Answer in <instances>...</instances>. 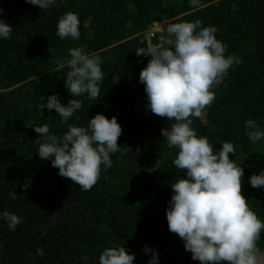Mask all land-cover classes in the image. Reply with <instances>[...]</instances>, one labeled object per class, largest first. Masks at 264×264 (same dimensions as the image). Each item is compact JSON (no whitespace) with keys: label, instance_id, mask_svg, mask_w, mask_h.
I'll list each match as a JSON object with an SVG mask.
<instances>
[{"label":"trees","instance_id":"obj_1","mask_svg":"<svg viewBox=\"0 0 264 264\" xmlns=\"http://www.w3.org/2000/svg\"><path fill=\"white\" fill-rule=\"evenodd\" d=\"M0 9V20L13 28L9 38L0 37V264H99L105 249L121 246L134 254L133 264H148L153 252L158 264H200L168 229L171 185L187 177L174 166L178 150L161 135L175 121L148 110L139 82L151 57L135 54L149 43L161 45L162 36L174 39L166 29L178 22L215 27L225 58L234 57L212 89L215 100L201 117H191L192 127L214 153L233 144L229 159L244 170L242 194L264 223V187L249 183L264 171V137L253 142L246 128L252 119L264 131V0H198L196 6L191 0H55L47 10L26 0H0ZM67 12L78 16V39L57 35ZM153 25L160 31L147 39ZM74 47L99 60L104 79L96 99L74 97L65 87ZM52 95L64 106L80 100L82 108L66 123L54 109L41 115L39 97L46 103ZM97 114L117 119L118 146L129 150L111 154L112 167L101 165L98 182L83 191L61 177L51 159H40V134L31 127L47 124L50 135L62 137L69 126L87 127ZM5 211L21 218L15 230L3 219ZM257 247L264 257V230Z\"/></svg>","mask_w":264,"mask_h":264},{"label":"clouds","instance_id":"obj_2","mask_svg":"<svg viewBox=\"0 0 264 264\" xmlns=\"http://www.w3.org/2000/svg\"><path fill=\"white\" fill-rule=\"evenodd\" d=\"M26 2L47 10L55 0ZM191 4L196 6L198 0H191ZM79 24L77 14L67 12L58 21L57 35L61 39H78ZM166 31L174 39L162 36L161 45L149 43L147 49L140 48L135 54L151 57L140 72L139 82L145 85L148 110L167 121H175L170 128L161 129V135L169 148L178 150L173 163L187 177L171 185L174 195L166 209L168 229L184 242L185 250L200 264H264L257 247L264 223L242 194L244 170L229 159V154L235 153L233 144L225 142L214 153L208 139L198 138L192 127L191 117H201L203 110L215 100L212 89L222 82L234 57L225 58L226 46L214 35L217 29L201 27L200 20L173 23ZM12 32L13 28L0 20V37L7 39ZM69 54L70 71L66 74L65 87L74 97L87 93L89 99L98 98L104 79L99 60L85 54L80 47L71 48ZM46 99L43 103L45 97H39L41 103L36 105L39 113L43 115L45 108L54 109L61 123H66L82 108V101L77 99L69 100L66 106L57 95ZM31 128L40 134L36 141L40 159H51L52 167L59 169L58 174L83 191L91 190L98 182L101 165L106 169L112 167L111 154L129 150L118 146L122 129L117 119L109 120L102 114L91 118L87 127L69 126L62 137L50 135L47 124ZM246 128L251 141L264 137L255 120L246 121ZM249 183L253 188L264 187V171L252 175ZM22 187L27 188L28 184ZM10 195L13 199L17 197L14 192ZM2 217L10 230L21 223V218L6 211ZM144 251L147 253L149 249L145 246ZM38 254L42 256L43 251L38 249ZM134 258L123 246L110 247L99 256V264H133ZM148 264H158L155 252Z\"/></svg>","mask_w":264,"mask_h":264},{"label":"built area","instance_id":"obj_3","mask_svg":"<svg viewBox=\"0 0 264 264\" xmlns=\"http://www.w3.org/2000/svg\"><path fill=\"white\" fill-rule=\"evenodd\" d=\"M160 28H161V25L160 26L153 25L152 27H150L149 31H148V33H150V34H149V37L147 39L152 38V36L154 35L155 32L160 31Z\"/></svg>","mask_w":264,"mask_h":264},{"label":"rangeland","instance_id":"obj_4","mask_svg":"<svg viewBox=\"0 0 264 264\" xmlns=\"http://www.w3.org/2000/svg\"><path fill=\"white\" fill-rule=\"evenodd\" d=\"M149 34H150V33H146V38H148V37H149Z\"/></svg>","mask_w":264,"mask_h":264}]
</instances>
